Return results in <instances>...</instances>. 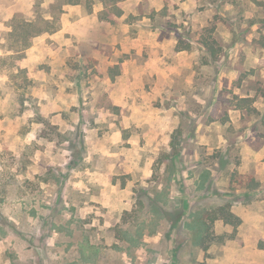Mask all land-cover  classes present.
<instances>
[{
	"label": "rangeland",
	"instance_id": "rangeland-1",
	"mask_svg": "<svg viewBox=\"0 0 264 264\" xmlns=\"http://www.w3.org/2000/svg\"><path fill=\"white\" fill-rule=\"evenodd\" d=\"M17 1L0 0V264L240 259L224 245L236 231L199 217L245 203L239 175L258 171L243 148L264 144V0H140L114 24L122 58L78 44L31 65L10 50L12 25L59 27L62 0L6 20ZM124 59L146 67L145 89L116 108L106 83Z\"/></svg>",
	"mask_w": 264,
	"mask_h": 264
},
{
	"label": "crops",
	"instance_id": "crops-1",
	"mask_svg": "<svg viewBox=\"0 0 264 264\" xmlns=\"http://www.w3.org/2000/svg\"><path fill=\"white\" fill-rule=\"evenodd\" d=\"M139 2L140 0H125L122 3L123 15L134 14L130 6H136ZM143 2L147 1L144 0ZM32 3L33 0H18L17 5L7 11L9 15L6 20L12 19L15 14L28 13L32 7ZM48 3L52 4L53 0H48ZM149 5L153 7L151 3ZM102 10L103 7L100 4L93 5L91 12H88L84 5H64L62 8L63 12L59 18L58 30L52 33H43L31 39L30 46L24 50L26 62L28 61L29 65H31L39 59H43L44 56L54 58L57 55L55 53V49L57 48L58 50H64L67 53L66 56H69V49L72 47L77 48L78 44L92 45L98 51L95 55L97 59L100 58L101 51L105 47L113 46L112 52L114 56L122 58L123 55L127 54V37H124L125 35L118 36L117 32L114 31V25L98 19V15ZM119 20H123V18H118L117 22ZM116 46H119V48H116ZM101 56L104 58L103 54ZM134 62L124 59L120 65L118 62L115 63L114 67L117 66L118 69L113 71L112 77L108 76L109 82L106 83L108 98L116 108H121L125 105L130 92L145 89L146 67L139 66ZM162 75L165 76V72ZM31 76L36 80H46L45 72L40 69L32 70ZM129 143L132 144L133 148L134 142L129 141ZM128 150L130 154L132 150ZM243 152L246 164H255L256 167L258 165V171L256 177H254L258 186L255 189L246 191L245 195L248 200L243 204L238 202L231 210L240 220V224L236 228V241L233 240V237H229V240L224 245L227 248L231 246L233 250L240 252L242 257L231 262L222 260L219 264H264V248L260 247V243H264V163L262 162L264 160V144L256 149L245 146ZM107 155L112 158H118L116 164L125 161L124 156H127L125 152L123 154L108 152ZM123 163H121V166ZM242 174H245L244 170H242ZM225 226L229 225L225 224ZM251 233L256 234L257 239L252 238L250 240L251 235L249 234ZM239 242H241V245Z\"/></svg>",
	"mask_w": 264,
	"mask_h": 264
},
{
	"label": "trees",
	"instance_id": "trees-1",
	"mask_svg": "<svg viewBox=\"0 0 264 264\" xmlns=\"http://www.w3.org/2000/svg\"><path fill=\"white\" fill-rule=\"evenodd\" d=\"M125 0H62L59 5V14H61L62 6L64 5H84L86 10L88 12L92 11V7L95 4H100L103 7V10L99 13L98 19L102 22H108L111 25H114L117 22V19L120 18L123 15V11L121 8V4ZM56 19V18H54ZM58 30L57 26H54L53 22L45 21L44 25H39L33 21L29 22H18L12 25V31L9 33V35L15 40L16 47H13L12 53L15 55H21L24 50H26L30 44L31 39L39 36L43 33H52ZM260 46L262 49H264V41L260 43ZM211 54L214 55L215 51L211 50ZM13 56V55H12ZM4 60V59H2ZM16 67L15 65H12ZM19 70V68H16ZM118 67L112 68V70H117ZM237 101L235 107L239 110H246L247 112L253 113L255 112L254 107H252V104L254 102L253 98L250 97H234ZM264 125V119L262 120ZM264 139V133L262 135ZM222 165H224L222 163ZM235 174V173H234ZM235 177V176H234ZM241 178L240 183L242 184V188L246 191L255 189L258 185L255 182V179L253 177L247 176L243 177L242 175H239V179ZM245 180V181H243ZM245 182V183H244ZM205 220H210V223H214L216 221H222L224 224H227L233 228V231H236L237 226L240 224V220L238 217H236L231 211L229 205H224L221 207H218L212 212H204L199 217L200 222V229L207 228V225L205 223ZM208 230V228H207ZM232 237V235L230 236ZM196 244L199 245V247L202 250H206L205 245V235L200 237H197ZM200 238V239H199ZM260 247L264 248V243H260Z\"/></svg>",
	"mask_w": 264,
	"mask_h": 264
}]
</instances>
